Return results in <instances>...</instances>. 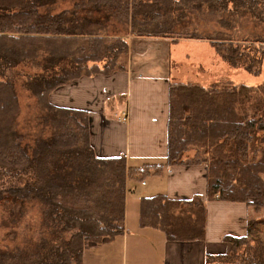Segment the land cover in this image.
<instances>
[{
	"label": "trees",
	"instance_id": "obj_1",
	"mask_svg": "<svg viewBox=\"0 0 264 264\" xmlns=\"http://www.w3.org/2000/svg\"><path fill=\"white\" fill-rule=\"evenodd\" d=\"M58 1L0 0V206L35 202L44 227L36 242L0 249V264H80L86 242L99 243L123 231L130 174L124 158L97 157L90 146L87 113L49 102L50 94L76 79L123 68L128 44L121 36L107 34L108 20L124 23L132 37L206 40L228 67L253 77L262 73V40L260 45L241 44L221 34L205 38L172 33L188 13L199 10L249 15L263 23L264 0H73L71 9L54 13ZM20 64L35 70L24 77L23 88L35 98L40 118L52 130L49 139H37L33 145L22 144L15 88L4 79ZM168 102L165 165L203 164L206 200L264 210V82L247 86L218 81L208 87L170 83ZM161 168L144 167L138 174L145 177ZM170 203L163 196L142 199V225L174 240L201 238V200ZM176 207L193 208L196 228L186 226L189 214L181 215L185 222L171 214ZM260 227L264 221H249L246 236L225 238L229 254L207 256L205 263L264 264Z\"/></svg>",
	"mask_w": 264,
	"mask_h": 264
},
{
	"label": "crops",
	"instance_id": "obj_2",
	"mask_svg": "<svg viewBox=\"0 0 264 264\" xmlns=\"http://www.w3.org/2000/svg\"><path fill=\"white\" fill-rule=\"evenodd\" d=\"M121 37L128 44L121 70L81 77L49 96L52 105L87 113L94 154L99 158L123 157L130 173L125 184L122 233L87 245L80 264H206L207 256L228 253L231 246L225 238L246 236L247 223L259 221L264 210L257 213L244 203L206 200L203 164L165 165L169 84H198L185 82L195 77L194 69H180L178 55L175 59L179 64L171 70L172 46L179 41ZM151 166L162 168L140 177L139 171ZM155 196L165 197L172 205L198 197L203 203L202 237L174 240L158 228L143 226L140 202ZM183 213L189 214L186 226L196 228L193 212L177 209L171 214L177 217Z\"/></svg>",
	"mask_w": 264,
	"mask_h": 264
},
{
	"label": "rangeland",
	"instance_id": "obj_3",
	"mask_svg": "<svg viewBox=\"0 0 264 264\" xmlns=\"http://www.w3.org/2000/svg\"><path fill=\"white\" fill-rule=\"evenodd\" d=\"M73 3V0H59L53 6L52 12L58 13L65 9H71ZM80 14L101 17V14ZM107 34L112 37L122 36L123 34H128V30L124 23L111 18L107 22ZM172 34L174 37L200 35L205 38L221 34L223 37L235 41V43L242 44L246 41L248 44L253 43L258 45L259 40L264 41V22L257 23L249 15L240 18L217 16L212 14V12L199 10L188 13L186 19L174 27V33ZM172 47L171 70L176 69L179 64V60L175 59L176 57L178 58V55L182 59L180 69L184 67L194 69L192 74L195 77L185 82H196L202 86L204 85V87H208L209 83L218 81H221V83L232 81L234 84H244L247 86H257L264 82V70L259 76L253 77L243 69L228 67L218 59L219 57L206 40L183 39L181 42L179 40V45L175 44ZM34 71L30 67L20 64L15 69L8 71L4 78L6 81L11 82L15 88L18 100L16 129L22 136V144L29 145H33L37 139H49L52 133L49 125L44 124L40 118L42 114L38 109L35 98L28 90L23 88L24 77L26 75H33ZM262 177H264V174ZM3 183L4 180L1 179V188L3 187ZM181 209H184L186 212H193L197 216L193 208L181 207ZM197 213L199 215V210ZM259 220L264 221V216ZM181 221L185 222L184 217H181ZM174 222L178 223L177 219ZM185 223H188V220ZM43 229L40 209L37 203L30 202L12 206H0V249L22 248L25 245L32 244L39 239ZM255 235L257 236V234ZM263 235L264 227H260L258 236L261 238ZM65 237L67 238L68 236L65 235ZM96 242L94 240L88 241L85 245L87 246Z\"/></svg>",
	"mask_w": 264,
	"mask_h": 264
},
{
	"label": "bare ground",
	"instance_id": "obj_4",
	"mask_svg": "<svg viewBox=\"0 0 264 264\" xmlns=\"http://www.w3.org/2000/svg\"><path fill=\"white\" fill-rule=\"evenodd\" d=\"M19 12V11H18ZM125 120V119H124Z\"/></svg>",
	"mask_w": 264,
	"mask_h": 264
}]
</instances>
